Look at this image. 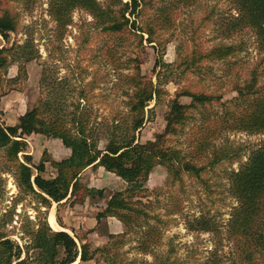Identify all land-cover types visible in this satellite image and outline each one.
<instances>
[{
    "label": "rangeland",
    "instance_id": "rangeland-1",
    "mask_svg": "<svg viewBox=\"0 0 264 264\" xmlns=\"http://www.w3.org/2000/svg\"><path fill=\"white\" fill-rule=\"evenodd\" d=\"M33 1L1 0L0 3L2 10L16 13L19 19L18 30L10 34L8 41L0 35V47L24 44L31 37L40 54L38 59L29 62L17 58L0 76V117L4 123L12 125L27 109L46 98L47 91L41 86L45 73L58 80L63 78L69 84L63 98L68 110H72L71 104L79 99L81 87L91 84L86 86L89 100L82 101V106L92 124L97 125L96 137L100 138V147L103 148L107 143L106 124L113 118L120 119L118 114L127 111L133 87L126 75L133 72L132 66L136 63L130 58L138 57L143 74L157 83L156 72L161 66L156 62L162 55V47L147 42L140 44L139 38L130 32H104L92 15L80 8L73 12V22L60 38L55 29L57 24L49 14L50 0ZM233 8L231 0H193L180 4L175 13V26L164 33L168 37L172 31L174 37L165 47L163 62L177 66L179 48L183 57L191 55L195 47L205 51L218 43L239 44L242 49L223 60L198 61L196 74L186 71L178 80L164 85L167 93L159 101L149 102L145 122L137 133L141 142H147L165 131L168 101L180 88L222 96L220 100L190 108V117L179 127V134L167 137L168 145L181 149L188 160L205 166L203 179L185 174L182 183H171L167 168L157 165L145 183L149 191L143 200L150 201V213L169 221L166 226H160L162 236L154 247L155 253L169 257L177 264L241 263L229 228L232 213L238 205L231 192V172L237 171L261 146L264 135L233 130L230 122L225 120L231 119V112L238 110L236 83L243 85L250 79L252 70L261 69L264 52L257 48L252 30L233 31L230 19L237 15ZM50 50L53 56L49 54ZM20 66L26 69V75L21 77ZM181 101L190 104L191 98L184 96ZM26 140L25 153L33 156L35 164L40 162L44 151L55 160L70 155L59 138L35 134ZM23 154L19 153V159ZM14 166L0 151V229L12 239L23 244L26 241L21 239L25 223L30 221L36 227L43 216L55 229L50 222L52 211L65 225L59 224L61 228L57 230L66 229L75 236L87 235L94 248L107 245L110 232L117 234L126 230L115 217L103 218L100 223L96 219L110 194L127 186L114 173L104 168L97 171L98 167H93L94 172L82 173L83 183L90 188L105 189L104 198L97 196L59 206L54 203L51 208H46L38 205L32 196L20 200ZM45 175H55L49 162ZM202 214L211 220L213 229L209 232L190 230L188 222L193 223L194 218ZM137 231L131 230L123 237L117 264H156L155 255L140 248ZM78 243L81 244L79 240ZM77 264L108 263L98 254L97 259L80 260Z\"/></svg>",
    "mask_w": 264,
    "mask_h": 264
},
{
    "label": "trees",
    "instance_id": "trees-1",
    "mask_svg": "<svg viewBox=\"0 0 264 264\" xmlns=\"http://www.w3.org/2000/svg\"><path fill=\"white\" fill-rule=\"evenodd\" d=\"M192 1L50 0L49 14L57 24L55 29L60 38L72 24L73 12L77 8L84 9L104 32H130L139 38L140 44L147 42L161 46L162 55L156 62L161 69L156 72L158 81L155 83L143 74L138 57L130 58L136 63L132 66L133 72L126 75L133 87L127 111L118 114L120 119L113 118L106 124L107 143L103 148L100 147V138L96 137L97 125L92 124L82 106V101L89 100L86 86L91 84L81 87L79 99L71 104L72 110H68L63 98L69 84L63 78L58 80L45 73L41 86L47 91L46 98L20 115L16 124L8 125L0 117V151L8 162L15 165L13 171L20 188V200L32 196L38 205L51 208L54 203L59 206L97 196L104 198L105 189L93 190L82 181V173L90 166L103 167L127 183L125 189L110 194L104 208L96 215L98 223L103 218L115 217L126 228L122 233L110 232L107 245L94 248L87 235L75 236L66 229H53L43 216L37 228L30 221L25 223L21 239L26 241L23 244L0 229V264H72L78 258L83 262L97 259L98 254L104 256L108 264H117L119 248L124 243L123 237L131 230H138L140 248L154 254L156 264H177L175 260L171 261L169 257L155 253L154 247L162 236L160 226H166L169 221L159 214L150 213V201L143 200L149 191L145 183L157 165L167 168L171 183H182L185 174L203 179L205 166L188 160L181 149L168 145L167 137L179 134V127L190 117V108L204 106L222 99V96L180 88L168 101L165 131L147 142H141L137 133L145 122L149 102L154 99L159 101L167 93L164 85L178 80L186 71L196 74L198 61L223 60L242 49L239 44L218 43L205 51L195 47L191 55L183 57L179 48L177 66L163 62L161 58L165 47L174 37L172 31L168 37L164 33L175 26V13L180 4ZM231 2L237 13L230 19L233 31L252 30L256 35L257 48L264 52V0ZM18 26V15L2 10L0 4V35L8 41L10 34L17 32ZM36 46L30 37L24 44L0 47V76L7 72L17 58H22L24 62L38 59L40 54ZM49 54L53 56L51 50ZM260 65L261 69L257 67L252 70L250 79L245 80L243 85L236 83L238 96L235 101L238 110L231 112V119L225 120L230 122L233 130L264 135V58ZM21 75H26L23 66H20ZM184 96L191 98L190 104L181 101ZM32 134L61 139L64 146L71 150L70 155L55 160L44 151L40 162L35 164L33 156L25 153L28 147L26 138ZM206 136L209 137V134ZM21 152H24L23 158L19 159ZM48 162L55 170V175L50 177L45 175ZM231 174V192L238 205L232 213L229 228L241 257V263L235 264H264V141ZM57 221L65 227L59 218ZM188 227L190 230L205 232L213 229L211 220L203 214L195 217L193 223L188 222Z\"/></svg>",
    "mask_w": 264,
    "mask_h": 264
},
{
    "label": "bare ground",
    "instance_id": "bare-ground-1",
    "mask_svg": "<svg viewBox=\"0 0 264 264\" xmlns=\"http://www.w3.org/2000/svg\"><path fill=\"white\" fill-rule=\"evenodd\" d=\"M50 222H51L52 226L55 229H59L60 228L59 224L57 223L56 215H55V212L54 211L51 212ZM74 264H77V262H75Z\"/></svg>",
    "mask_w": 264,
    "mask_h": 264
},
{
    "label": "crops",
    "instance_id": "crops-1",
    "mask_svg": "<svg viewBox=\"0 0 264 264\" xmlns=\"http://www.w3.org/2000/svg\"><path fill=\"white\" fill-rule=\"evenodd\" d=\"M20 117V116H19ZM19 119V118H18ZM18 119L14 122V124L15 123H17L18 122ZM32 135H35V134H32ZM67 149H69V148H67ZM69 151H70V153H71V150L69 149ZM99 169H103V167H98L96 170L97 171H99ZM94 170V168H93V166H90V167H88L85 171H84V173L83 174H85V173H87V172H90V171H92V172H94L93 171ZM120 178V177H119ZM124 181V180H123ZM125 182V181H124ZM126 183V182H125ZM57 220V219H56ZM57 223H58V221H57ZM59 224V223H58ZM60 226V225H59ZM61 228V227H60ZM119 233V232H118ZM80 261V259L78 258V260L76 261L77 263ZM75 263V262H74ZM73 264V263H72Z\"/></svg>",
    "mask_w": 264,
    "mask_h": 264
}]
</instances>
